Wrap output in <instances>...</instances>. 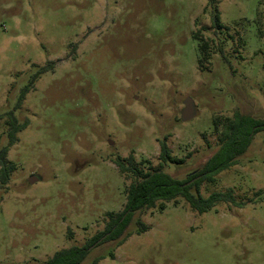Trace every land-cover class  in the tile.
Segmentation results:
<instances>
[{"label":"rangeland","instance_id":"obj_1","mask_svg":"<svg viewBox=\"0 0 264 264\" xmlns=\"http://www.w3.org/2000/svg\"><path fill=\"white\" fill-rule=\"evenodd\" d=\"M235 111L264 118V0H0V148L6 114L29 123L0 184V264L87 246L126 204L117 158L151 171L165 142L184 162L164 171L186 180L218 150L213 121ZM228 189L240 207L199 214L180 198L135 213L123 244L80 264H264V132L200 193Z\"/></svg>","mask_w":264,"mask_h":264},{"label":"trees","instance_id":"obj_2","mask_svg":"<svg viewBox=\"0 0 264 264\" xmlns=\"http://www.w3.org/2000/svg\"><path fill=\"white\" fill-rule=\"evenodd\" d=\"M212 24L216 30L223 28L218 11L212 17ZM199 52L203 57L208 56V45L200 44ZM45 71L46 69L43 68L39 74ZM29 89L30 87H27L21 94V103ZM5 117L8 127V145L0 148L1 185L7 184L10 175L16 169L15 164L7 160V154L10 148L17 144V135L29 124L27 120L19 124L12 112L6 114ZM213 126L214 131L218 133V150L201 169L189 174L186 180H178L164 171L168 164L184 162L183 159L172 155V151L165 142L160 143L159 165L151 171L141 169L135 163L133 156H129L127 159L117 158L114 161L115 166L124 176L133 178L125 190L126 204L123 211L107 213L108 221L105 230L94 236L87 246L62 249L44 264H80L93 246L110 241H118V245H121L127 239L124 235L135 213L154 208L164 211L167 203L177 202L180 198L189 205L192 211L199 214L211 211L220 203H229L240 207L241 204L235 201L232 189L225 192H213L209 196L203 197L200 187L204 182H215L221 172L237 165L238 158L247 152L254 136L259 132H264V118L255 119L235 111L231 118L215 119ZM137 224L140 227V233L146 231V226L143 223L139 221ZM97 263L98 260L93 264Z\"/></svg>","mask_w":264,"mask_h":264},{"label":"water","instance_id":"obj_3","mask_svg":"<svg viewBox=\"0 0 264 264\" xmlns=\"http://www.w3.org/2000/svg\"><path fill=\"white\" fill-rule=\"evenodd\" d=\"M194 116H195V107H194L193 101L191 99H187L184 102V108L181 111V120L183 122H186V121L190 120L191 118H193ZM34 179L35 178L32 177L30 179V182L33 183L32 181Z\"/></svg>","mask_w":264,"mask_h":264}]
</instances>
